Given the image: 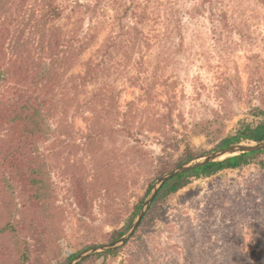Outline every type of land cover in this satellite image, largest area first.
I'll use <instances>...</instances> for the list:
<instances>
[{
  "label": "rangeland",
  "instance_id": "1",
  "mask_svg": "<svg viewBox=\"0 0 264 264\" xmlns=\"http://www.w3.org/2000/svg\"><path fill=\"white\" fill-rule=\"evenodd\" d=\"M48 1L60 15L45 29L55 25L72 41L49 45L54 66L34 25ZM13 2L0 0L9 55L44 63L56 78L35 156L55 246L65 254L106 244L100 236L126 226L154 182L157 158L177 159L185 143L204 155L240 122L256 121L252 108L264 111V0H29L18 18ZM88 65L92 79L83 78ZM6 135L0 127V141ZM73 176L82 180L86 215ZM263 182L257 163L193 179L158 206L149 229L96 264H264V208L233 222L219 208L236 199L264 207ZM208 209L215 213L206 222Z\"/></svg>",
  "mask_w": 264,
  "mask_h": 264
},
{
  "label": "trees",
  "instance_id": "2",
  "mask_svg": "<svg viewBox=\"0 0 264 264\" xmlns=\"http://www.w3.org/2000/svg\"><path fill=\"white\" fill-rule=\"evenodd\" d=\"M28 1L14 0L12 15L15 14L14 16L18 18L21 9L25 8ZM48 2L45 13L34 19V25L42 29V42L47 44L42 43L43 46L57 44V47H61V43L71 45L72 41L63 40V36H58L57 26L48 25L45 29L49 22L60 15L54 1ZM2 24H9V22ZM6 36L0 34V82L8 83L5 89L0 91V127L7 128L6 137L0 141V264H65L85 249L97 245L91 241L82 245L80 249L65 254L55 246L57 242L54 241L51 219L43 204L45 199L44 177L35 152L37 145L45 140L44 125L47 119L45 113H47L49 103L54 101L56 78L49 77L50 71L44 69V63L37 62L34 68L33 62L29 59L9 55V48L5 44ZM52 52V46H49L48 53ZM53 55L49 56L52 66L58 63V60H53ZM93 72L94 68L88 65L83 78L92 79ZM52 77L54 82H50ZM251 115L257 120L240 122L235 135L222 139L211 150L241 142L264 141V111L255 107L252 108ZM174 149L178 150L179 146L175 144ZM202 155L185 143L177 159L160 156L157 158V174L154 181L175 167ZM262 155L264 151L237 154L209 162L171 178L158 192L139 229H149L154 223L158 206L188 186L193 179L208 178L221 171L239 169L252 163H257L262 169L263 162L259 160ZM96 179L99 180V178ZM72 180H77L73 182L74 197L83 215H86L88 208L82 205L86 200L82 180L76 176H73ZM152 183L148 185L145 196ZM257 185L256 182L250 183L248 188L257 191ZM145 196L134 207L124 228L112 230L100 236V239L111 243L120 238L138 213ZM219 208L223 211V218L227 217V220L233 222L236 220L235 215L238 219L247 221L249 217L254 216L258 208L264 207L262 203H257L256 199L250 201L236 199L229 204L222 203ZM214 210L205 211L204 220L206 222L211 220L215 213ZM119 250L94 254L79 264H96L99 259L116 255Z\"/></svg>",
  "mask_w": 264,
  "mask_h": 264
},
{
  "label": "water",
  "instance_id": "3",
  "mask_svg": "<svg viewBox=\"0 0 264 264\" xmlns=\"http://www.w3.org/2000/svg\"><path fill=\"white\" fill-rule=\"evenodd\" d=\"M256 151H264V141L241 142V143L229 145L225 148L212 150L196 159L187 161L175 167L174 169L170 170L169 172L161 175L158 179H156L152 183L150 190L145 196L138 213L131 222L127 231L120 238H118L117 240L111 243L100 244L97 246L89 247L84 251H82L81 253H79L78 255H76L73 259H71L65 264H79L94 254L114 251L122 248L132 238L134 233L138 230V228L142 223L143 218L148 212L158 192L160 191L162 186L171 178L178 176L182 173H185L187 171L193 170L195 168L201 167L209 162L219 161L227 157H231L241 153H252Z\"/></svg>",
  "mask_w": 264,
  "mask_h": 264
}]
</instances>
